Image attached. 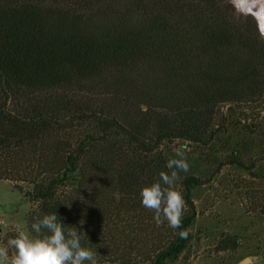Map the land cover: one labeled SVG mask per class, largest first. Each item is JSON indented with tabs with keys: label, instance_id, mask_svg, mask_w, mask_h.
I'll return each mask as SVG.
<instances>
[{
	"label": "trees",
	"instance_id": "16d2710c",
	"mask_svg": "<svg viewBox=\"0 0 264 264\" xmlns=\"http://www.w3.org/2000/svg\"><path fill=\"white\" fill-rule=\"evenodd\" d=\"M261 107L264 36L230 0H0V179L31 187L29 229L57 212L66 228L87 233L82 244L98 264L176 261L193 239V192L209 179L187 155L190 171L177 184L182 228L163 216L157 227L139 193L167 171L174 151L162 145H210L229 114ZM246 128L249 140L213 159L215 174L236 165L259 176V159L245 156L264 154V128ZM246 197L264 249V189Z\"/></svg>",
	"mask_w": 264,
	"mask_h": 264
},
{
	"label": "rangeland",
	"instance_id": "374dc122",
	"mask_svg": "<svg viewBox=\"0 0 264 264\" xmlns=\"http://www.w3.org/2000/svg\"><path fill=\"white\" fill-rule=\"evenodd\" d=\"M230 1L237 14L253 15L260 30L264 29V0ZM260 109L259 114L238 116L228 113L227 126L221 125V131L218 130L216 140L210 145L183 139L168 140L162 145L164 152L186 146L187 155L193 157L199 165L197 175L209 179V182L193 192L197 207V217L191 226L193 239L176 261L169 260L167 264H263L262 222L258 214L249 211L250 199L246 197L249 189H264V179L261 178L264 175L263 151L258 148L245 156L247 164L259 159L253 169L259 173L256 178L249 170L236 165L224 166L215 174L218 161L213 160L215 157L223 159L231 153L234 145L251 138L247 125L254 123L264 128V107ZM224 112H229L227 106L220 109L218 121H221ZM22 185L23 190H20L13 181L0 179V246L16 236L18 227L30 230L29 215L37 205L26 196L31 187ZM227 238L240 240L239 247L236 250L226 249L224 241ZM11 254L14 255V250H11Z\"/></svg>",
	"mask_w": 264,
	"mask_h": 264
},
{
	"label": "clouds",
	"instance_id": "9594fccd",
	"mask_svg": "<svg viewBox=\"0 0 264 264\" xmlns=\"http://www.w3.org/2000/svg\"><path fill=\"white\" fill-rule=\"evenodd\" d=\"M261 35L264 36V29ZM187 151L186 146L176 148L166 163L167 171H160L157 179L140 190L141 205L154 213L157 227L164 222L163 216L171 229L182 228L186 200L177 184L181 173L190 171ZM189 231L181 230L178 235L187 239ZM16 232L14 238L0 246V264H98L97 251L82 244L87 233L82 235L76 227L66 228L57 212L44 214L31 224L29 231L18 227Z\"/></svg>",
	"mask_w": 264,
	"mask_h": 264
},
{
	"label": "water",
	"instance_id": "95a60500",
	"mask_svg": "<svg viewBox=\"0 0 264 264\" xmlns=\"http://www.w3.org/2000/svg\"><path fill=\"white\" fill-rule=\"evenodd\" d=\"M253 264H256V263H253Z\"/></svg>",
	"mask_w": 264,
	"mask_h": 264
}]
</instances>
